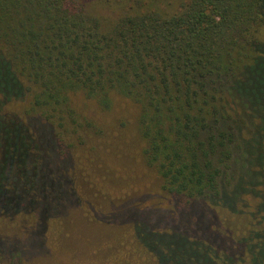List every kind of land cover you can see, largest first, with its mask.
Instances as JSON below:
<instances>
[{"label":"trees","instance_id":"trees-1","mask_svg":"<svg viewBox=\"0 0 264 264\" xmlns=\"http://www.w3.org/2000/svg\"><path fill=\"white\" fill-rule=\"evenodd\" d=\"M262 35L264 0H0V218L33 221L36 241L70 202L76 142L122 99L175 216L152 227L123 197L142 249L156 264H264ZM244 198L255 220L234 239L215 213Z\"/></svg>","mask_w":264,"mask_h":264},{"label":"rangeland","instance_id":"rangeland-1","mask_svg":"<svg viewBox=\"0 0 264 264\" xmlns=\"http://www.w3.org/2000/svg\"><path fill=\"white\" fill-rule=\"evenodd\" d=\"M93 118L96 128L89 132L98 139L90 142V136L82 135L70 153V202L40 225L33 242L27 239L33 221L0 218V240L9 243L0 251V264H156L133 236L128 221L119 217L124 207L118 203L126 196L144 218L154 216L146 219L153 221L152 227L166 228L168 218L175 217L158 177L142 161L134 109L128 101L116 99L109 111ZM243 202L238 213H215L220 231L234 239L251 230L255 220V200Z\"/></svg>","mask_w":264,"mask_h":264}]
</instances>
